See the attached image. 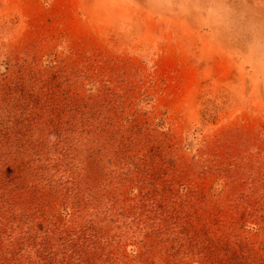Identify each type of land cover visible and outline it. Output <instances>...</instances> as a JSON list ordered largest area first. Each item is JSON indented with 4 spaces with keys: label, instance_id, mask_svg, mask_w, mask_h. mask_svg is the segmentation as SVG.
<instances>
[{
    "label": "rangeland",
    "instance_id": "obj_1",
    "mask_svg": "<svg viewBox=\"0 0 264 264\" xmlns=\"http://www.w3.org/2000/svg\"><path fill=\"white\" fill-rule=\"evenodd\" d=\"M0 264H264V0H0Z\"/></svg>",
    "mask_w": 264,
    "mask_h": 264
}]
</instances>
